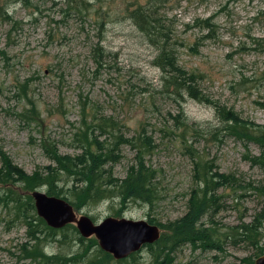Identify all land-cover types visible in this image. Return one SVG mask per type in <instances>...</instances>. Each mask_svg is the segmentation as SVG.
I'll return each mask as SVG.
<instances>
[{
	"label": "rangeland",
	"instance_id": "374dc122",
	"mask_svg": "<svg viewBox=\"0 0 264 264\" xmlns=\"http://www.w3.org/2000/svg\"><path fill=\"white\" fill-rule=\"evenodd\" d=\"M136 2L145 0H0V150L16 170L46 176L54 168L49 153L78 154L85 130L100 140L106 137L103 130L129 139L144 132L154 149L145 158L156 171L154 208L132 205L115 215L119 206L104 202L75 210L78 215L94 222L151 219L159 227L184 217L193 191L202 187L195 153L201 166L235 181L217 192L220 208L214 215L209 210L199 224L222 235L252 222L264 214V166L249 161L259 155V147L214 130L220 127L217 107L241 122L264 125V0L162 3L159 14L176 43L180 65L202 76L197 100L185 92L175 96L162 82L153 64L155 49L128 18L127 9ZM96 46L111 53L101 65L93 53ZM181 111L180 121L196 123V131L183 133ZM134 151L120 146L115 177L125 176ZM46 190L0 185V264H152L157 253L161 260L169 256L165 264H246L257 255L251 245L222 237L219 250L154 245L120 262L100 254L94 237H80L73 225L54 230L44 222L37 245L30 239L36 228L19 218L14 200L16 193L30 199L33 191ZM160 230L162 236L171 234ZM260 231L264 246V221Z\"/></svg>",
	"mask_w": 264,
	"mask_h": 264
},
{
	"label": "trees",
	"instance_id": "16d2710c",
	"mask_svg": "<svg viewBox=\"0 0 264 264\" xmlns=\"http://www.w3.org/2000/svg\"><path fill=\"white\" fill-rule=\"evenodd\" d=\"M164 2L165 0H145L143 4L136 2L131 9H127L128 18L144 35L146 43L155 49L153 64L160 71L162 82L172 88L175 96L181 98L180 93L185 92L190 98L197 100L198 88L196 84L202 79V76L180 65L176 43L171 32L162 23L164 17L159 14V9ZM209 22L210 19H205L203 24L208 25ZM260 42L264 48V37L260 39ZM97 46L93 49V53L97 54V64L101 65L105 62V58L111 56V53L102 52L101 48H97ZM220 108L216 109L220 127H217L214 132L219 129V135L225 134V136L256 144L260 153L251 156L249 161L253 165L264 166V125L241 122L230 114L226 115ZM182 117L183 112L181 111L177 118L183 128V133L187 130L196 131V123H183L180 121ZM167 130L163 132L169 133V128ZM103 134L106 137L100 140V135H95L94 131L85 130L82 133V143L78 147L80 152L71 157L61 156L57 150H52L48 157L52 160L54 168L50 169L46 176L35 175L32 177L16 170L9 156L0 150V185L14 187L16 184H22L26 190L47 186V195L65 199L76 211L104 202L116 203L119 206L120 210L115 215H120L132 205L145 206L152 210L158 199V192L155 189L156 171L145 160L146 156L154 151L151 139L144 132H140L137 137L130 139L123 135H114L107 130H103L101 135ZM121 145H130L135 150V154L125 176L118 178L113 174V166L120 159ZM192 160L195 165V174L198 177L197 182L202 185L201 189L193 191L187 214L184 217L165 227L160 225L171 234L161 235L155 244L144 247L151 250L154 245H157L161 249L168 244L170 248L174 249L183 244H197L203 248L219 250V242L223 237L226 241L232 239L237 244L243 242L251 245L257 250L255 258L264 255V246L260 245L263 237L260 229L264 221V214H260L250 223H241L230 227L222 235H217L213 227L207 229L199 224L209 210L213 212L209 215H214L217 212L216 208H220V205L217 204V192L221 189L232 188L235 181L233 176L215 174L208 165L201 166L199 157L195 153ZM199 176L201 177L199 178ZM58 183H62V185L58 187ZM195 195L198 197L196 198ZM22 200H26V202L22 203ZM14 201L19 205L18 211L22 212L19 218L23 219L30 228L32 226L36 228L30 232V239L38 245L41 240L38 228H44V223L35 215L32 198L26 199L16 193ZM20 205H22V210L19 209ZM148 223L152 224L153 222L149 219ZM99 253L107 259H111L101 250ZM152 260V264H165L171 261L169 256L161 260L158 253L153 256ZM252 262L246 264H252Z\"/></svg>",
	"mask_w": 264,
	"mask_h": 264
},
{
	"label": "water",
	"instance_id": "95a60500",
	"mask_svg": "<svg viewBox=\"0 0 264 264\" xmlns=\"http://www.w3.org/2000/svg\"><path fill=\"white\" fill-rule=\"evenodd\" d=\"M30 197L37 216L47 227L59 230L73 225L80 237H94L99 249L115 261L125 260L161 238L160 228L145 220L107 217L94 222L86 215L76 214L65 199L41 191H33ZM252 264H264V255L255 258Z\"/></svg>",
	"mask_w": 264,
	"mask_h": 264
},
{
	"label": "bare ground",
	"instance_id": "6f19581e",
	"mask_svg": "<svg viewBox=\"0 0 264 264\" xmlns=\"http://www.w3.org/2000/svg\"><path fill=\"white\" fill-rule=\"evenodd\" d=\"M58 198V197H57ZM63 199V198H62ZM69 203V202H68ZM70 204V203H69ZM71 205V204H70ZM72 206V205H71ZM73 207V206H72ZM73 209H74V207H73ZM74 211H75V209H74ZM76 212V211H75ZM77 214V213H76Z\"/></svg>",
	"mask_w": 264,
	"mask_h": 264
}]
</instances>
